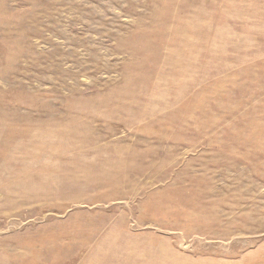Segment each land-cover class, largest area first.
Segmentation results:
<instances>
[{
  "label": "rangeland",
  "instance_id": "rangeland-1",
  "mask_svg": "<svg viewBox=\"0 0 264 264\" xmlns=\"http://www.w3.org/2000/svg\"><path fill=\"white\" fill-rule=\"evenodd\" d=\"M0 264H264V0H0Z\"/></svg>",
  "mask_w": 264,
  "mask_h": 264
}]
</instances>
